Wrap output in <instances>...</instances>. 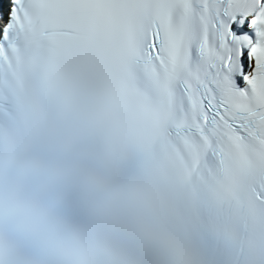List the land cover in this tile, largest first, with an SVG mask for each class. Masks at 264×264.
<instances>
[{"label":"snow or ice","instance_id":"snow-or-ice-1","mask_svg":"<svg viewBox=\"0 0 264 264\" xmlns=\"http://www.w3.org/2000/svg\"><path fill=\"white\" fill-rule=\"evenodd\" d=\"M0 264H264V0H0Z\"/></svg>","mask_w":264,"mask_h":264}]
</instances>
